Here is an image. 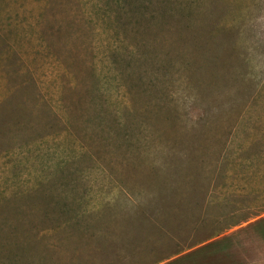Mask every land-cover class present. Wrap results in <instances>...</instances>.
<instances>
[{"label": "rangeland", "instance_id": "obj_1", "mask_svg": "<svg viewBox=\"0 0 264 264\" xmlns=\"http://www.w3.org/2000/svg\"><path fill=\"white\" fill-rule=\"evenodd\" d=\"M264 264V0H0V264Z\"/></svg>", "mask_w": 264, "mask_h": 264}, {"label": "crops", "instance_id": "obj_2", "mask_svg": "<svg viewBox=\"0 0 264 264\" xmlns=\"http://www.w3.org/2000/svg\"><path fill=\"white\" fill-rule=\"evenodd\" d=\"M157 264H162V263H157ZM246 264H248V263H246ZM249 264H253V263H249Z\"/></svg>", "mask_w": 264, "mask_h": 264}]
</instances>
